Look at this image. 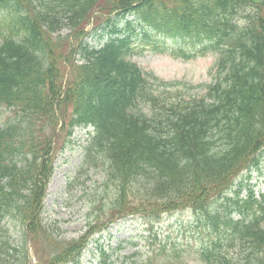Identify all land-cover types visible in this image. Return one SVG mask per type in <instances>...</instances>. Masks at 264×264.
Wrapping results in <instances>:
<instances>
[{"label": "trees", "instance_id": "trees-1", "mask_svg": "<svg viewBox=\"0 0 264 264\" xmlns=\"http://www.w3.org/2000/svg\"><path fill=\"white\" fill-rule=\"evenodd\" d=\"M94 11L96 22L113 12L134 19L124 30L112 23L115 37L93 49L81 36ZM138 25L147 42L148 32L189 40L187 54L178 48L185 59L218 56L204 93L160 97L158 79L130 59ZM65 26L70 45L57 33ZM0 38V107L10 113L0 126V221L25 226L38 264H79L88 234L117 217L186 208L214 233L197 251L205 264H264V202L239 190L227 197L264 149V0H0ZM60 120L64 137L94 126L86 164L101 166L113 192L94 201L93 224L70 242L47 236L41 217ZM0 236V264L29 263L28 239L11 243L1 223Z\"/></svg>", "mask_w": 264, "mask_h": 264}, {"label": "rangeland", "instance_id": "rangeland-1", "mask_svg": "<svg viewBox=\"0 0 264 264\" xmlns=\"http://www.w3.org/2000/svg\"><path fill=\"white\" fill-rule=\"evenodd\" d=\"M122 22L119 26H122ZM90 28L92 25H89L87 29L90 30ZM106 31L107 29L102 27L97 31L93 29L86 41L91 45H101L108 38ZM135 35L137 44H143L145 50L135 54L133 60L139 63L144 70L159 78L208 83L215 74L212 69L215 57L211 54L183 61L153 49L152 45L149 46L143 42L142 33ZM171 43L172 41H168L166 44ZM9 117L10 113L0 107V126ZM89 129L74 128L72 135L66 141V146L56 153L54 171L47 184L42 217L48 228L46 229L47 236L59 242L75 241L74 239L81 237L87 225L93 224L88 221L93 218L94 203L97 201L107 203L109 197L113 196L112 189L109 187L101 191V186L98 185L101 180L99 172L89 170L83 174L79 170ZM73 181L76 186L68 188V183ZM237 185L241 186L240 197L246 196L248 191L252 190L257 199L262 198L264 195V150L261 153L259 167L252 170L250 174L243 172L236 180L232 191L237 189ZM215 199L210 208L214 213L222 202ZM108 210V208L105 209L106 212ZM0 223L7 235H10L11 243L13 241L14 244L21 246L25 240H30L25 237L26 229L22 223L8 218L1 219ZM208 231L209 224H207L206 231L204 221L199 222L198 218L189 212L164 214L152 221L130 216L112 224L104 231L95 233L80 261L81 264H98L99 262L101 264L102 262L103 264H204L198 258L197 251L202 244H209L214 237V233ZM26 245L29 248L33 244L30 240ZM31 258L32 262L35 261L33 255Z\"/></svg>", "mask_w": 264, "mask_h": 264}]
</instances>
